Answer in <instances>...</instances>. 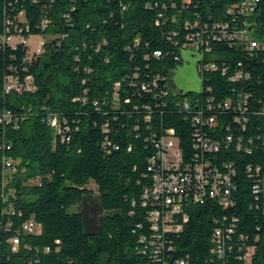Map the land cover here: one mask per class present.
Instances as JSON below:
<instances>
[{
    "label": "trees",
    "instance_id": "1",
    "mask_svg": "<svg viewBox=\"0 0 264 264\" xmlns=\"http://www.w3.org/2000/svg\"><path fill=\"white\" fill-rule=\"evenodd\" d=\"M240 3L0 0V117L14 114L0 125V264H264V0L248 17L254 51L232 39ZM183 50L198 93L171 92ZM29 76L35 91L4 92ZM168 137L171 172L192 177L172 205L148 195ZM226 177L227 206L211 196ZM31 220L40 234L24 232Z\"/></svg>",
    "mask_w": 264,
    "mask_h": 264
},
{
    "label": "built area",
    "instance_id": "2",
    "mask_svg": "<svg viewBox=\"0 0 264 264\" xmlns=\"http://www.w3.org/2000/svg\"><path fill=\"white\" fill-rule=\"evenodd\" d=\"M260 0H241L240 7L238 9L239 16H244L242 24L239 25L238 29L232 33V39L238 40L239 43L241 44H247L249 45V49L251 51H254L256 48L260 46L259 40L255 37L253 34L252 29L250 28V23L248 22V17L249 15L253 14L255 11V6L259 3ZM8 40V38H5ZM13 44H15L16 40L14 38L9 39ZM24 44L29 46L27 40H22ZM45 41L42 38V43L38 47V49L34 52L37 54H41L45 51ZM30 47V46H29ZM31 51V49H30ZM32 52V51H31ZM32 52V53H34ZM242 75H237L235 79H240ZM36 85L34 84V78L29 76L25 79V81H20V80H5L4 82V92L6 94L12 93L14 91L21 92L22 90H28V91H35L36 90ZM14 120V114L12 110L5 109L3 115L0 117V125H10L13 123ZM212 123H214V120H210ZM57 126V125H53ZM175 139L173 137H168L165 138L161 141V151L159 153V158L162 159V173L157 174L155 176L156 179V184L155 187L153 188V192H149L148 195H153V196H158L160 194H167L166 198V203L167 205H172L173 198L175 194H182L184 192V187L187 184H190L192 182V177L191 175H185L182 176L183 174H174L171 172V168L179 164L180 162V157L179 153L177 151L178 155V160H175L172 155L170 154V151L177 148V145L175 143ZM1 148L5 147V144L1 143L0 145ZM208 148L207 146H205ZM8 149H10L8 147ZM211 149V148H210ZM215 149H218V146L215 147ZM6 170H10L12 168V162L11 160H4V165ZM196 180L201 183L202 185L207 182V172H204V168L201 167H196ZM225 184L223 182V185L219 187L220 184H214L211 190V196L213 197H218L223 195V192H225L226 197H224L222 200L225 203V205H228V196L230 195V180L229 178L224 179ZM179 209L175 208L173 210V213H178ZM159 214L155 213L153 214V217H158ZM157 228V227H156ZM24 232L29 233V234H40L42 232V225L34 220L29 221L24 225L23 228ZM177 230V229H176ZM217 236L218 238L222 237V231L218 230L217 231ZM14 245L17 246L20 244V238L15 237L13 239Z\"/></svg>",
    "mask_w": 264,
    "mask_h": 264
},
{
    "label": "rangeland",
    "instance_id": "3",
    "mask_svg": "<svg viewBox=\"0 0 264 264\" xmlns=\"http://www.w3.org/2000/svg\"><path fill=\"white\" fill-rule=\"evenodd\" d=\"M27 42L30 46V49L32 52L36 51L40 44L42 43V37L38 35H31ZM193 52L191 50H183L182 55L184 62L177 67V69L174 70V72L171 75V92L176 93L177 90H182L185 93L193 92L198 93L201 91L202 87V78L199 74L198 68H197V57H190V55ZM177 145V141H175ZM170 154L175 160H178L177 155V148L170 151ZM90 189L94 191V195H98V188L94 183H91L89 186ZM92 206V205H91ZM90 207H84L86 209L87 219L91 222H94V213L92 208Z\"/></svg>",
    "mask_w": 264,
    "mask_h": 264
}]
</instances>
